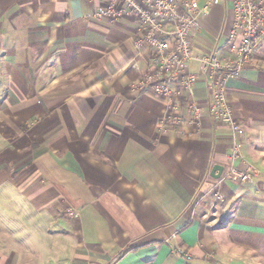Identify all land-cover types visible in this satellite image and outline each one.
Listing matches in <instances>:
<instances>
[{
  "label": "crops",
  "instance_id": "crops-1",
  "mask_svg": "<svg viewBox=\"0 0 264 264\" xmlns=\"http://www.w3.org/2000/svg\"><path fill=\"white\" fill-rule=\"evenodd\" d=\"M103 4L0 0V264H264V40L227 82L233 157L202 77L197 118L161 129L167 100L133 87L151 63L138 20L95 18ZM230 19L215 0L193 56L220 47Z\"/></svg>",
  "mask_w": 264,
  "mask_h": 264
},
{
  "label": "built area",
  "instance_id": "built-area-1",
  "mask_svg": "<svg viewBox=\"0 0 264 264\" xmlns=\"http://www.w3.org/2000/svg\"><path fill=\"white\" fill-rule=\"evenodd\" d=\"M215 0H103V6L93 12L95 18L110 21L133 15L138 20L139 45L151 51L150 67L133 87L148 90L168 102L169 110L161 118V129L180 124L185 117L195 120L198 106L193 100L192 89L199 77L209 85L208 114L215 121L225 124L232 137L233 157L238 151L236 137L243 129L233 119L227 101V82L252 64L254 53L264 40V0H229L231 19L220 47L208 54L193 56V32L200 29V18ZM197 62V72L190 71V64ZM187 94L185 111L174 101L177 94ZM232 181H244L246 173L234 169L227 171ZM217 200L222 195L215 194ZM175 253L190 259L184 249Z\"/></svg>",
  "mask_w": 264,
  "mask_h": 264
},
{
  "label": "water",
  "instance_id": "water-1",
  "mask_svg": "<svg viewBox=\"0 0 264 264\" xmlns=\"http://www.w3.org/2000/svg\"><path fill=\"white\" fill-rule=\"evenodd\" d=\"M221 171H222L221 167L213 166V168L211 169V175L214 176V177H219Z\"/></svg>",
  "mask_w": 264,
  "mask_h": 264
},
{
  "label": "rangeland",
  "instance_id": "rangeland-1",
  "mask_svg": "<svg viewBox=\"0 0 264 264\" xmlns=\"http://www.w3.org/2000/svg\"><path fill=\"white\" fill-rule=\"evenodd\" d=\"M28 239H29L28 241H29L30 247L32 248V246H33L32 243H33V240L34 239L32 238L31 235H29V238ZM31 251H33V250H31Z\"/></svg>",
  "mask_w": 264,
  "mask_h": 264
}]
</instances>
